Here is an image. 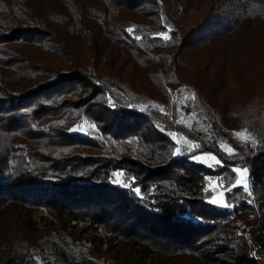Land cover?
Returning <instances> with one entry per match:
<instances>
[{
  "label": "trees",
  "instance_id": "obj_1",
  "mask_svg": "<svg viewBox=\"0 0 264 264\" xmlns=\"http://www.w3.org/2000/svg\"><path fill=\"white\" fill-rule=\"evenodd\" d=\"M41 205L126 258L264 264V0H0V264H114Z\"/></svg>",
  "mask_w": 264,
  "mask_h": 264
},
{
  "label": "rangeland",
  "instance_id": "obj_2",
  "mask_svg": "<svg viewBox=\"0 0 264 264\" xmlns=\"http://www.w3.org/2000/svg\"><path fill=\"white\" fill-rule=\"evenodd\" d=\"M234 60V59H233ZM235 62H238L234 60ZM212 73V71H209ZM156 91L155 95L161 96L159 93V90ZM159 91V92H158ZM245 91V90H243ZM185 120L188 122L193 121L192 117L185 116ZM172 137L177 142V149L180 150L179 153L195 149L194 145L195 142L191 140L189 137H187L183 133H179L178 131L174 130L171 132ZM212 156L216 157V160L219 161L218 157L212 153V152H206V151H199L195 154L194 157H199V159L204 163H207L209 165L215 164L216 162L211 159ZM240 170V169H239ZM238 173V180H242L244 185H248V176L247 171L240 170L237 171ZM237 180V181H238ZM236 181V182H237ZM211 184L216 187V193L213 197V199H216L220 201V205H224V195H223V189L220 187L221 185L217 183V180L212 178ZM32 217L34 219H37V223H40L41 225H47V224H53L54 222H61L64 221V223L67 225L68 230L74 231L76 236L75 243L80 246L82 249V260L87 261L88 258L91 255L99 256L103 261L106 263H114V264H157L159 263L158 255L157 254H151L148 255L146 253H142L141 257L139 256L140 253H129L128 258H126V255L128 251H126L127 247H123L117 242L118 240L115 239V233L110 231L106 226L100 225L97 228L93 226V224L84 219H71L68 215L64 214L61 215L56 209L50 208L48 205H41L38 210L34 211L32 213ZM20 224V222H18ZM14 228H20V226H16L15 223H12ZM1 229L3 227L1 226ZM14 231V230H13ZM167 264H204L201 261L190 258V257H181L178 258V262H173L172 260H169Z\"/></svg>",
  "mask_w": 264,
  "mask_h": 264
},
{
  "label": "snow or ice",
  "instance_id": "obj_3",
  "mask_svg": "<svg viewBox=\"0 0 264 264\" xmlns=\"http://www.w3.org/2000/svg\"><path fill=\"white\" fill-rule=\"evenodd\" d=\"M128 31H129V32H132L133 30H132V29H128ZM158 35H159L160 37H163V39H165V40H168V39H169V36L167 35L166 32H160V33H158ZM137 39H139V37H137ZM91 127L94 128L95 125H91ZM83 130H84V129H82V128L69 129V131H83ZM179 152H180V150L177 149V153H175V154H179ZM193 159H199V157H193ZM211 159H212L213 161H215L216 163H219V161L216 160V157H215V156H212ZM237 171H240V170L237 169ZM245 171H246V170H245ZM241 183H243L242 180H238V181H237V184H241ZM124 186H125V187H128L129 185L125 184ZM135 191L137 192V194H139L140 189H139V188H136ZM211 202H212L213 204H219V203H220V201H218V200H216V199H213ZM224 206H229V205H226V204H225Z\"/></svg>",
  "mask_w": 264,
  "mask_h": 264
}]
</instances>
